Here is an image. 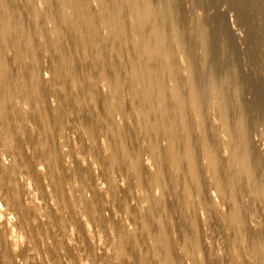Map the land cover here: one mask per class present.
I'll list each match as a JSON object with an SVG mask.
<instances>
[{"label": "rangeland", "instance_id": "obj_1", "mask_svg": "<svg viewBox=\"0 0 264 264\" xmlns=\"http://www.w3.org/2000/svg\"><path fill=\"white\" fill-rule=\"evenodd\" d=\"M234 3L0 0V191L11 180L31 213L21 225L6 200L12 194L1 192L0 230L16 236L15 248L24 254L14 264H196L192 251L198 260L201 252L189 243L192 232L220 264L264 262V195L246 187L256 172L264 175V11L250 0L247 14L240 17ZM171 74H196L201 82L205 107L198 119L191 115L194 138L179 130L159 138L154 131L165 117L164 106L176 111L183 103L194 105L190 90L166 94L161 80H146L161 77L171 88ZM108 130L112 147L104 134ZM245 136L250 143L242 140ZM169 141L173 144L167 148ZM191 146L200 154L199 168L216 203L213 210L200 202L203 189L187 194L184 205L178 187L161 189L158 179L173 174L168 160L184 157ZM209 146L220 156L218 177L207 165ZM20 147L24 162L14 156ZM54 171L61 176L65 209L50 185ZM78 172L90 179L86 187L75 178ZM216 182L237 185L253 234L242 238L241 225L222 223L229 207L214 188ZM91 183L100 188L94 194L98 203L93 211L100 214L96 219L85 206L93 197ZM120 220L127 236L123 244L116 234V228L122 229ZM54 226L57 230L47 236ZM255 250L262 252L260 258ZM0 264H6L1 254Z\"/></svg>", "mask_w": 264, "mask_h": 264}, {"label": "bare ground", "instance_id": "obj_2", "mask_svg": "<svg viewBox=\"0 0 264 264\" xmlns=\"http://www.w3.org/2000/svg\"><path fill=\"white\" fill-rule=\"evenodd\" d=\"M250 0H235V3H234V6L236 8V10L238 11V14L240 17H243L247 14V4ZM252 2L254 3H257V4H261V9L264 11V4H262V0H251ZM20 4V3H19ZM116 4V3H115ZM140 7V5H139ZM135 8V7H134ZM23 9V8H22ZM82 9V8H81ZM131 9V8H130ZM29 12V11H28ZM7 13V12H6ZM16 14V13H15ZM118 14V13H117ZM21 15V14H20ZM25 15V14H24ZM19 16V15H18ZM54 16V15H53ZM22 19V16H20ZM19 19V20H20ZM26 20V19H25ZM149 20V19H148ZM150 21V20H149ZM147 22V21H146ZM19 23V21H18ZM152 23V22H151ZM155 24V23H154ZM157 24V23H156ZM20 25V24H19ZM137 25V24H136ZM149 25V24H148ZM158 25V24H157ZM145 26V25H144ZM184 26V25H183ZM22 27V25L20 26ZM19 28V27H18ZM32 29V28H31ZM144 29V28H143ZM157 30V29H156ZM20 31V30H19ZM186 31V30H185ZM263 31H264V24H263ZM23 32V31H22ZM117 36V35H116ZM8 37V36H7ZM9 38V37H8ZM154 38V37H153ZM188 38V36H187ZM152 39V38H151ZM7 40V39H6ZM5 40V41H6ZM167 41V40H166ZM113 41H111L112 43ZM114 43V42H113ZM117 43V42H116ZM116 43H114L116 45ZM122 44V42H121ZM9 45V44H8ZM146 45V44H145ZM11 46V45H10ZM114 46V45H112ZM120 46V45H118ZM131 46V45H130ZM116 47V46H115ZM89 48V47H88ZM120 48V47H119ZM122 48V47H121ZM168 48V47H167ZM30 49V48H29ZM27 49V50H29ZM124 49V48H123ZM14 50V49H13ZM121 52V51H120ZM89 53V52H88ZM145 53V52H144ZM114 54V53H113ZM138 55V54H137ZM119 57V56H118ZM143 57V56H142ZM175 58H177L176 56H174ZM140 58V57H139ZM195 58V57H194ZM16 59V58H15ZM203 59V57L201 58ZM172 60V58H171ZM132 63V62H131ZM218 63V62H217ZM88 65V64H87ZM119 65V64H118ZM155 65V64H154ZM85 66V65H84ZM124 66V65H123ZM129 66V65H128ZM217 66V65H216ZM219 66V64H218ZM209 67V66H208ZM221 67V66H220ZM144 68V67H143ZM222 68V67H221ZM171 69V68H170ZM220 69V68H219ZM178 70V69H177ZM223 70V69H222ZM174 71V70H173ZM225 71V70H223ZM172 72V71H171ZM139 73V72H138ZM152 73V72H151ZM145 74V73H144ZM158 74V73H157ZM166 74V73H165ZM147 75V74H146ZM149 75V74H148ZM167 75V74H166ZM171 76V79L174 81V84L171 88H166V85L164 83V80L161 78V77H155V76H148L146 78V80H151V81H160V86H161V91L163 93H168V91H173L174 93L176 94H180V92H183L185 91L186 89L187 90H190L191 93L189 95V102L190 104H194L191 108L187 106H185L186 104H182V107L178 108L176 111L173 110V108H169L167 106H164L163 110L161 111L163 114H165V117L164 119H162V121L160 122H157L156 123V126H155V132L157 133L158 137L160 138H165L167 137V135H169L170 132H174V131H182L183 134L187 135L188 138H194V134L192 132V128H191V115L195 116L196 119H198L197 117H199L198 112L201 110V109H204L203 107L205 106H201L202 105V101H201V98L203 97H200V93H199V89L202 88L201 86V82L199 81L198 77L196 76V74H192L190 76H187V77H183V76H178L177 74L175 75H169ZM127 78V77H125ZM161 78V79H160ZM145 79V78H144ZM129 80V79H128ZM145 80V81H146ZM219 81V80H218ZM39 82V81H38ZM37 82V83H38ZM89 82V81H88ZM129 82V81H128ZM171 82V81H170ZM158 83V82H157ZM167 84V83H166ZM144 86V85H143ZM125 87V86H124ZM153 89V86H150L149 87V90H152ZM97 90V89H96ZM133 90V89H132ZM141 90V89H140ZM240 90V89H239ZM148 91V90H147ZM97 94V92H96ZM169 94V93H168ZM204 94V93H203ZM79 97V95H78ZM138 99V98H136ZM184 99V98H183ZM182 99V100H183ZM204 99V98H203ZM228 99V98H227ZM170 100V99H169ZM168 100V101H169ZM140 101V100H139ZM228 101V100H227ZM182 103V102H181ZM229 103V101H228ZM168 104V103H167ZM180 105V103H178ZM164 105V104H163ZM188 105V104H187ZM245 105V104H244ZM103 106V105H102ZM229 106V105H228ZM120 107V106H119ZM179 107V106H178ZM217 107V106H216ZM123 108V107H122ZM136 109V108H135ZM219 109V108H218ZM224 109V108H223ZM245 109V108H244ZM9 111V110H8ZM222 111V110H221ZM108 113V112H107ZM123 113V112H122ZM245 113V112H244ZM109 114V113H108ZM208 114V113H207ZM233 115V113H232ZM37 116V115H35ZM210 116V115H209ZM109 117V116H108ZM111 117V116H110ZM249 118V117H248ZM47 119V118H46ZM202 119V118H200ZM205 119V118H203ZM210 119V118H209ZM215 119V118H214ZM3 120V119H2ZM226 120V119H225ZM126 121V120H125ZM228 121V119H227ZM23 122V121H22ZM148 122V121H147ZM233 122V121H232ZM151 124V123H150ZM116 125V124H115ZM196 125H199L198 122H196ZM54 127V126H53ZM193 127V126H192ZM246 127V126H245ZM58 129V128H57ZM239 129V128H238ZM124 130V129H123ZM205 130V129H204ZM211 131V129H209ZM233 130V129H232ZM244 130V127L243 129ZM49 131V130H48ZM56 131V130H55ZM194 131V130H193ZM241 131V130H240ZM106 132V131H105ZM129 132V130H128ZM198 132V131H197ZM57 133V131H56ZM114 133V132H113ZM112 133V134H113ZM9 134V133H8ZM37 134V133H36ZM106 135V137L108 138V142H109V145L112 147V140H111V136H107L109 134V130L104 133ZM114 134H117V132H115ZM119 134V133H118ZM117 134V135H118ZM152 134V133H151ZM203 134L205 135V132H203ZM213 134V133H212ZM15 135V134H14ZM110 135V134H109ZM121 135H122V138L121 140L123 142H126V138H125V135L124 133L121 132ZM196 135V133H195ZM248 135V134H247ZM10 136V135H9ZM26 136V135H25ZM41 136V135H40ZM154 136V135H153ZM17 137V136H16ZM15 138V136H14ZM186 138V137H185ZM187 138V140L189 142H191L189 139ZM213 138V137H212ZM30 139V138H29ZM156 139V138H155ZM22 140H25V139H22ZM129 140V139H128ZM132 140V139H131ZM151 140V139H150ZM153 140V139H152ZM164 140V139H163ZM205 140V139H204ZM208 140V139H207ZM244 142H248L249 139L248 137L246 138H243L242 139ZM241 140V141H242ZM15 141V140H14ZM17 141V139H16ZM44 141V140H43ZM157 141V139H156ZM206 141V140H205ZM218 141V140H217ZM216 141V142H217ZM231 141V140H230ZM165 142V141H164ZM209 142V140H208ZM215 142V143H216ZM17 143V142H16ZM205 143V142H204ZM231 143V142H230ZM250 143V141H249ZM50 144V143H49ZM173 144V141H169V145L167 146V148H170V146H172ZM192 144V143H191ZM196 144V143H195ZM208 144V143H207ZM235 144V143H234ZM238 144V143H237ZM31 145H34V143H31ZM162 145V144H161ZM216 145H218L216 143ZM242 145V144H241ZM18 146V144H17ZM20 146V145H19ZM105 146V145H104ZM197 146V145H196ZM238 146V145H237ZM236 146V147H237ZM150 147V146H149ZM161 147V146H160ZM215 147V146H214ZM214 147H210L209 146V149H208V152L206 153V156H208V162H207V165H209V167L213 170V175L216 176L218 173H220V166H219V159H220V156H219V153L217 151V148H214ZM231 147V146H230ZM116 149V147H114ZM165 148V149H167ZM120 149V148H118ZM221 149V148H220ZM240 149V148H239ZM97 151V150H96ZM120 151V150H119ZM98 152V151H97ZM175 151H173L174 153ZM24 151H23V148H18V150L14 151V156H15V159L17 160V162H24L25 159L23 158L24 157ZM48 153V152H47ZM161 153V152H160ZM52 154V153H51ZM243 154V153H242ZM176 155V153H175ZM200 155V154H199ZM195 149L191 146V150L185 154L184 157L180 158V157H176V158H172V159H169L168 160V169L173 173L172 174V177L170 178H165L163 176H161L159 180L160 184H161V189L164 191V192H171V189L173 186H176L178 187L177 191L179 193V196L181 197V204L184 205L185 202H187L185 200V198L187 197V194H197L199 192H201V189H203L205 192L203 194V196L201 197L200 199V202L202 204H204L205 206H208L211 208V210H213V208H215V205L216 203L214 202V197H213V194H211L210 192V188L208 186L205 185L206 182H204V173L201 172L200 168H199V159L200 157L198 158L199 156ZM101 156V155H100ZM44 157V156H43ZM116 157V156H115ZM235 157V156H234ZM118 158V157H117ZM159 158V157H158ZM24 159V160H23ZM32 159V158H31ZM50 160V159H49ZM76 160V159H75ZM119 161V160H118ZM154 161V160H153ZM50 162V161H49ZM183 162H185V164H183ZM115 163V162H114ZM119 163V162H118ZM126 163V162H125ZM163 163L164 165V160L161 162ZM25 164V163H24ZM1 165V164H0ZM15 165V164H14ZM26 165V164H25ZM115 165V164H114ZM121 165V164H120ZM120 165L117 164L118 166V169L120 168ZM124 165V164H123ZM163 165L161 164V167H163ZM57 167L56 164H54L53 167ZM122 166V165H121ZM154 166V165H153ZM27 167V166H26ZM51 167V166H50ZM1 168V167H0ZM127 168V167H126ZM124 168V169H126ZM139 168V167H138ZM33 169V168H32ZM32 169H27L26 171H29ZM76 169V168H75ZM121 169V168H120ZM137 168H135L136 170ZM34 170V169H33ZM123 170V169H122ZM30 171V172H31ZM72 171V170H71ZM124 171V170H123ZM121 171V172H123ZM35 173H37V171H34ZM139 172V170L137 171H134V173H137ZM256 172V171H255ZM62 173V172H61ZM80 173L81 172H78V173H75V178L77 177L78 179H80V183L83 185V187H86L88 184H90V179H84V177H81L80 176ZM83 173V172H82ZM124 173V172H123ZM140 173V172H139ZM224 173V172H222ZM233 173H234V170H233ZM7 174V173H6ZM30 174V173H29ZM88 174V173H87ZM158 175V174H157ZM168 175V174H167ZM222 175V174H221ZM3 176L2 172H0V178ZM7 176V175H5ZM31 176V175H30ZM83 176V175H82ZM106 176V180L109 181V176L105 175ZM169 176V175H168ZM219 175H217L216 177H218ZM35 177V176H34ZM137 177L139 179H142L141 176L137 173ZM61 176H60V173L57 172V171H54L50 174V185L52 187V190L54 192V197L55 199L59 202V205L61 208H66V203L63 202L64 200V191H63V185L61 184ZM105 178V177H104ZM70 179V178H69ZM5 180V179H4ZM63 180V179H62ZM128 180V179H127ZM217 180V178H216ZM222 180V179H221ZM147 181V180H146ZM8 185L7 187H5L6 189H4V191H0V194L1 192H4V193H11L12 196H7L8 199H6L8 201V204L14 208V210L17 211V218H18V222L21 224L25 221L28 220V218L31 217V213L29 212V210L27 209V202H26V199H22L21 197V194L19 192V190L13 185L12 181L11 180H8ZM92 182V180H91ZM130 182V181H129ZM148 182V181H147ZM1 183V181H0ZM108 183V182H107ZM217 183V182H216ZM214 183L213 186L214 188L218 191V193L220 194V196L222 197V203L226 206L229 207L228 209V215L226 216L227 218L223 219L222 220V223L225 224V225H230L231 221L234 222V224H239L242 226V232L243 234L241 235V237H248V234L252 233L253 234V231L250 230V226H249V223L247 222V219L244 215V212H243V207H242V202L239 200V197L240 196V193L238 191V187L237 185H231V184H227L226 182L223 183V184H216ZM222 183V182H221ZM92 184V183H91ZM129 184V183H128ZM94 184H92L93 186ZM221 185V186H220ZM44 186V185H43ZM111 186V185H110ZM209 189H208V188ZM246 187H253L255 189H258L263 195H264V175L261 173V172H256L255 173V176L250 178L249 181H247L246 183ZM133 189V188H132ZM158 189V188H157ZM40 190V189H39ZM92 192H93V197L90 201L86 202V210L87 212L89 213L90 215V218L91 219H96V218H99L100 217V214H97V213H94L93 211V208L96 207L95 205H97L98 203V199L95 197L94 194H97V192H100V188L99 186H93L91 188ZM134 190V189H133ZM134 192V191H133ZM151 192V191H150ZM229 192V193H228ZM112 193V191H111ZM215 193V192H214ZM130 194V193H129ZM128 194V195H129ZM4 195V194H3ZM260 196V194H258ZM6 196V195H5ZM5 196H3V198H5ZM131 196V195H130ZM129 197V196H128ZM255 197V196H254ZM257 197V196H256ZM151 198V197H150ZM172 198H174V196H172ZM218 198V197H217ZM216 198V199H217ZM153 199V198H152ZM261 199V198H260ZM174 200V199H173ZM176 200V199H175ZM218 200V199H217ZM230 200V201H228ZM236 201V202H235ZM176 202V201H175ZM257 202V201H256ZM255 202V204H256ZM263 202V201H262ZM46 207H48V202H47V199H46ZM133 203V202H132ZM137 203V202H136ZM198 203V202H197ZM115 204V202H114ZM219 204V202H218ZM133 205V204H132ZM138 205V204H137ZM172 205V204H171ZM176 206V205H175ZM59 207V208H60ZM135 207V206H134ZM225 207V206H224ZM137 208V207H136ZM205 208V207H204ZM143 209V208H142ZM153 209H154V205H153ZM70 210V209H69ZM144 210V209H143ZM155 210V209H154ZM178 210V209H177ZM207 210V209H206ZM209 212L211 211L210 209H208ZM47 211V210H46ZM49 211V210H48ZM47 211V214L49 213ZM51 211V210H50ZM174 212V211H173ZM177 213V211H175ZM202 212V210H201ZM135 213V212H134ZM212 214V212H210ZM16 214V213H15ZM71 214V213H70ZM2 210H1V207H0V223H1V218H2ZM102 215V214H101ZM212 215H215L214 213ZM34 216V214H33ZM50 216V215H49ZM84 216V215H83ZM103 216V215H102ZM121 216V215H120ZM156 216V215H155ZM53 217V216H52ZM138 217V216H137ZM179 217V216H178ZM183 217V216H182ZM72 218V216H71ZM131 218L132 220H134L136 223H138V221H136V218L135 216L131 215ZM180 218V217H179ZM193 218H196L197 220V217L196 216H193ZM138 219V218H137ZM193 220V219H192ZM195 220V219H194ZM212 220V219H211ZM215 220V218H214ZM217 220V218H216ZM52 221V220H51ZM50 221V222H51ZM73 221H75L73 219ZM79 226L81 227V223H82V220L79 219ZM104 221V220H103ZM55 222V221H53ZM122 220H120V225L122 226L121 224ZM214 222V221H213ZM253 222V221H252ZM87 223V221H86ZM115 223H117V220L115 221ZM135 223V224H136ZM169 223V222H168ZM181 223V222H180ZM218 223V222H217ZM75 224V223H74ZM140 224V223H139ZM167 224V223H166ZM189 224V223H188ZM196 224H197V221H196ZM215 224V222H214ZM22 225V224H21ZM58 225V224H57ZM76 225V224H75ZM187 225V224H186ZM190 225V224H189ZM219 225V224H218ZM264 225V224H263ZM93 226V225H92ZM102 226V225H101ZM105 226V225H104ZM124 226V225H123ZM123 226H122V229H117L116 228V234L118 235V239H119V243L120 244H123V242L127 241V236H126V229L124 228L123 229ZM151 226V225H150ZM169 226V225H168ZM212 226V225H211ZM23 227V226H22ZM25 227V226H24ZM90 227V226H89ZM218 227V226H217ZM231 227V226H230ZM76 228V227H75ZM78 228V226H77ZM106 228V227H105ZM215 228V226H214ZM60 229V228H59ZM79 229V228H78ZM143 229V227H142ZM219 229V228H217ZM216 229V230H217ZM4 230V229H3ZM57 230V228L54 226L52 227V229H49L48 231H46V235L47 236H50L53 232H55ZM105 230V229H104ZM232 230V229H231ZM230 230V231H231ZM262 230V229H261ZM25 231V230H24ZM78 231V230H77ZM80 231V230H79ZM143 231V230H142ZM221 231V230H220ZM26 232V231H25ZM82 232V231H81ZM80 232V233H81ZM61 233V232H60ZM83 233V232H82ZM139 233V232H138ZM142 233V232H141ZM144 233V232H143ZM193 233V232H192ZM190 233L189 235H187V237H189L188 239H190L189 243L190 244H193L194 246L197 247V250L201 252V255H200V259L198 260L196 257H195V253L194 251H192V256L194 258V262L196 264H220L219 262L215 261L213 259V257L209 254V251L208 249L204 246L203 242H201V240L199 239V237L196 236V234H192ZM221 233V232H220ZM21 234V233H20ZM185 234V233H184ZM219 234V233H218ZM18 235V234H17ZM82 234H79V236H81ZM143 236V234H142ZM221 236V235H220ZM16 236H14L11 232L6 235L5 233L1 232L0 230V254L2 256L3 259H5L6 261V264H14V260L17 256H24V254L22 253V251H19L17 252V249L15 248L16 247V239L15 238ZM20 237V236H18ZM62 238V236H61ZM82 238V237H81ZM204 238V236H203ZM13 239V240H12ZM28 239V238H27ZM69 239V238H68ZM110 239V238H109ZM145 239V237H144ZM18 240V239H17ZM89 240V239H88ZM15 243H14V242ZM29 241V239H28ZM64 241V240H63ZM223 241V240H222ZM221 241V242H222ZM12 243H13V246H12ZM71 243V242H70ZM82 243V242H81ZM132 243V242H131ZM144 243H147V242H144ZM83 244V243H82ZM84 245V244H83ZM148 245V244H147ZM130 246V245H129ZM128 246V247H129ZM224 246V244L222 245V247ZM126 248V247H125ZM135 248V247H134ZM30 250V247L28 248ZM67 249V247H66ZM69 249V248H68ZM85 249V247H84ZM195 247L192 249L194 250ZM225 249V248H224ZM148 250V249H147ZM227 250V249H226ZM67 251V250H66ZM224 251V250H223ZM255 258L258 257L260 258L262 256V252L259 251V250H255ZM32 252V251H30ZM147 252V251H146ZM196 252V250H195ZM230 252V251H229ZM68 253V251H67ZM150 253V251H149ZM233 253V252H232ZM231 253V255H232ZM247 253V252H246ZM227 254V253H225ZM33 255V254H32ZM68 255V254H67ZM91 255V254H90ZM111 255V254H110ZM240 255H242V253H240ZM249 255V254H248ZM33 257V256H32ZM69 257V256H68ZM86 257H88L86 255ZM243 258V256H241ZM35 258V257H34ZM115 257H113L114 259ZM18 259V258H17ZM89 259V258H88ZM163 259V258H162ZM70 260V258H69ZM153 260V259H152ZM151 260V261H152ZM253 260V259H252ZM251 260V261H252ZM35 261V260H34ZM116 261V259L114 260ZM227 261V259L225 260ZM245 261V260H243ZM249 261V260H247ZM246 261V262H247ZM54 262V261H53ZM71 262V261H70ZM111 262H113V260H111ZM118 262V261H117ZM134 262V261H133ZM184 262V261H182ZM92 263V262H90ZM181 263V262H180ZM36 264V263H35ZM56 264V263H55ZM58 264V263H57ZM88 264V263H86ZM111 264V263H110ZM118 264V263H117ZM226 264H233L232 263V260L231 262H226ZM260 264H264V262H260Z\"/></svg>", "mask_w": 264, "mask_h": 264}]
</instances>
